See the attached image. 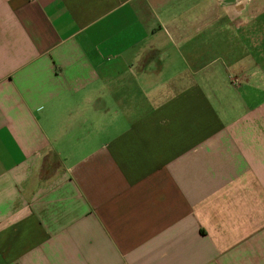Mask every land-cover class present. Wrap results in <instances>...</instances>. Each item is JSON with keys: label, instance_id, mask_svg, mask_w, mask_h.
Returning <instances> with one entry per match:
<instances>
[{"label": "crops", "instance_id": "obj_1", "mask_svg": "<svg viewBox=\"0 0 264 264\" xmlns=\"http://www.w3.org/2000/svg\"><path fill=\"white\" fill-rule=\"evenodd\" d=\"M0 264H264V0H0Z\"/></svg>", "mask_w": 264, "mask_h": 264}, {"label": "rangeland", "instance_id": "obj_2", "mask_svg": "<svg viewBox=\"0 0 264 264\" xmlns=\"http://www.w3.org/2000/svg\"><path fill=\"white\" fill-rule=\"evenodd\" d=\"M51 158H50V160H49V162H50V164H49V167H51L52 168V171L54 170H56V169H58V167H59V161L55 158V156H53V155H51L50 156Z\"/></svg>", "mask_w": 264, "mask_h": 264}]
</instances>
